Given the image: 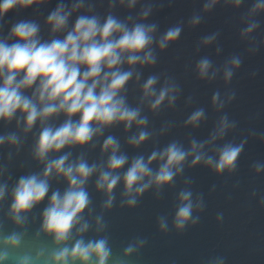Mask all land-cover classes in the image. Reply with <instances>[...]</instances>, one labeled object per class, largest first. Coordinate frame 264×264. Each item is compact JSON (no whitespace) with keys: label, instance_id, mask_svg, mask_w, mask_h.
<instances>
[{"label":"clouds","instance_id":"obj_1","mask_svg":"<svg viewBox=\"0 0 264 264\" xmlns=\"http://www.w3.org/2000/svg\"><path fill=\"white\" fill-rule=\"evenodd\" d=\"M174 2L167 0L169 7ZM50 3L0 0V127L11 129L0 132V264H132L148 238L133 236L117 251L106 214L117 207L137 208L149 192L160 200L180 180L171 221L169 214H160L156 225L161 234H183L200 223L207 208L204 193L193 188L186 170L203 167L231 178L239 172L249 138L264 142V131L255 129L239 142L226 139L239 123L225 109L237 97L230 85L243 65L241 54H229L220 64L199 56L191 66L196 80L220 81L224 89L217 87L210 97V107L219 115L205 139L192 133L207 123V109L193 107L194 94L184 96L176 75L167 69L152 71L185 28L196 29L217 6L239 10L245 0H203L199 11L163 31L151 19L164 7L162 0H107L103 13L97 0H57L43 24L38 18L6 20L9 13ZM118 9L128 14L121 17ZM262 15L264 0H252L239 16V40L250 55L264 47V39L255 35ZM220 35L218 29L201 36L195 53L215 45L219 56ZM181 101L192 109L182 122L165 119L154 126L155 118L178 111ZM177 127L191 131L160 146L161 138ZM118 128L123 141L112 134ZM148 143L152 150L140 151ZM97 149V158L90 160ZM22 154L27 160L19 168L27 170L14 179L11 169ZM250 168L259 177L264 161H253ZM61 183L63 189L54 187ZM90 185L101 197L98 208ZM239 186L237 180L232 187ZM257 197L264 207V192L253 188L250 198ZM223 220L224 213L218 212L217 223ZM226 261V256L215 255L203 264Z\"/></svg>","mask_w":264,"mask_h":264},{"label":"water","instance_id":"obj_2","mask_svg":"<svg viewBox=\"0 0 264 264\" xmlns=\"http://www.w3.org/2000/svg\"><path fill=\"white\" fill-rule=\"evenodd\" d=\"M162 2L164 7L151 17L152 20L159 22L161 31L181 18L186 21L193 11H199L203 0H175L171 7L168 6L167 0ZM56 3L57 0H51L48 6L41 7L39 10L27 9L20 13H9L6 20L11 22L22 18H38L43 24L44 17ZM251 3L252 0H245V4L239 10L224 8L222 5L217 6L196 29L185 28L179 42L161 54L159 65L152 70L167 69L171 74L176 75L184 89V96L194 94L197 104L193 107L204 106L207 109L209 116L207 123L192 133L197 139L207 138L219 115L210 107L212 92L217 87L221 91L224 90L220 81L205 84L195 79L191 66L199 56L204 55L210 56L217 64L222 63L223 59L232 53L241 54L244 58L241 69L230 85L236 90L237 97L225 109L230 118L239 122L238 128L226 139L235 138L236 142H239L243 136L247 135L249 129H255L257 132L264 131V47L255 55H250L246 52V43L241 42L238 36L241 27L239 16ZM97 5V10L103 13L107 7V0H104L102 4L100 0H97ZM117 12L121 17L128 14L123 9H118ZM258 19L261 21V28L255 35L258 39H264V15ZM218 29L221 31L219 44L223 47L220 55H216L215 45L201 49L198 54L195 53V45L199 38ZM4 32L6 34L7 26ZM44 34L46 35V32ZM253 71L257 72L255 77L251 75ZM147 74L148 70L145 71V76ZM133 95L130 92V101ZM191 110V108H184L181 101L178 111L163 113L154 119L153 124L158 128L161 121L165 119L182 122ZM6 130L11 129L0 127V132ZM189 131L191 130L182 127L174 128L169 135L161 138L160 146L173 138L183 139ZM112 134L119 136L123 141L122 129H113ZM125 150L129 155L135 154V151L130 148L125 147ZM151 150L152 144L148 143L140 151L150 152ZM98 151L97 149L90 154V160L97 158ZM22 160H27L25 154L17 159L15 166L11 169L14 179L27 170V168L23 170L19 168V162ZM256 160L264 161V142L250 137L240 157L239 172L235 176L217 177L203 167L186 170L185 175L194 180L193 188L204 193L207 208L201 214L200 223L183 234L170 232L164 235L158 231L156 225V217L160 214H169V221H171L175 193L182 186L180 180L177 181V188L166 189L160 200L154 199L149 192L135 209L114 208L112 212L106 214L114 249L121 250L133 236L140 235L147 237L149 243L138 258H133L132 264H203L206 258L215 255L226 256V264H264V207L258 204L259 197L250 198L253 188L264 192V173L257 177L250 168L252 162ZM28 164L31 168H36L34 163L29 161ZM237 180L240 181V186L234 189L232 186ZM213 184L217 186L216 190L209 194ZM54 187L63 189L64 185L61 183ZM89 190L98 208L101 197L94 192L91 185ZM229 194L232 196L231 200L227 198ZM36 211L39 212L40 209ZM218 212L224 213L222 224L216 221Z\"/></svg>","mask_w":264,"mask_h":264}]
</instances>
